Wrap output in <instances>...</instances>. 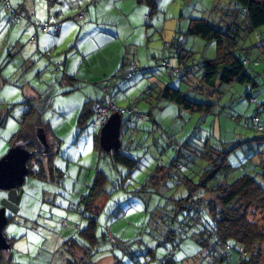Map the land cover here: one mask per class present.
<instances>
[{"label":"rangeland","instance_id":"1","mask_svg":"<svg viewBox=\"0 0 264 264\" xmlns=\"http://www.w3.org/2000/svg\"><path fill=\"white\" fill-rule=\"evenodd\" d=\"M91 1L93 6L85 12V18L78 20V15L88 10L90 0H11L19 10L27 4L38 8L44 17L51 13L49 17L57 20L56 24H64L63 31L57 35L49 31L50 28L38 32L40 36H47L48 48L52 49L50 57H59L62 65L69 59L71 73L68 72V76L75 79L72 85L59 79L63 72L57 75L48 68L47 53L44 55L42 48L38 52L37 42L30 41L31 34L22 31L23 24H9L8 12L0 3V158L15 142L22 140L36 153L28 163L31 173L25 184L0 190V209H6L8 218L4 235L11 243L9 252L0 253V264H71V261L79 264L71 257L66 263L59 255L52 259L54 251L49 248L58 238L85 237L90 217L98 220L95 233L100 240L101 255L114 251L120 264H162L157 256L147 258L148 249L156 248L159 257L164 253L155 226L170 223L168 213H161L172 209V199L184 196L187 190L171 178L164 185L151 181L160 161L167 166L177 157L171 142L188 141L191 147L202 151L206 150L207 141L217 149L236 147L228 156V182L250 172L264 157V140H256L259 136L253 130L242 128L230 118H250L260 110L264 119V27L249 33L241 31L234 46L237 55L258 59L260 65L253 74L255 86L235 83L223 85L216 92L211 87H199L206 84L201 80L203 71L198 66L189 75L171 76L156 62L165 59L178 66V52L187 53L179 46L191 52L188 61L216 58V43L189 35L188 28L191 20L198 18L207 19L222 31L232 22L242 25L244 21L234 0H154L150 5H143L146 15L143 20L135 14L137 0L121 2L125 16L109 11L113 14L110 16L101 8V3L95 6ZM116 9L120 11V7ZM46 22L49 23V19L36 23ZM58 40L59 46L54 49ZM128 51H136V54L133 56ZM30 59L31 65L23 63ZM132 59L139 61L142 70L132 80H126L120 73L119 84L125 88L117 89L115 95L127 92L125 97L128 98L121 100L124 107L136 101L140 112L153 109L156 115L152 120L123 117L130 127L127 153L137 160L135 169L115 164L110 155L101 151L99 130L91 123L79 126L78 133L73 131L78 126L86 97H92L95 90L101 88L96 84L98 79H102L103 85L107 84V78L118 70L121 61L130 66ZM154 82L159 84L154 85ZM167 85L180 88L195 101L212 103L211 113L193 114L168 101L156 102L160 87ZM146 87L151 90L155 87L147 100L140 98ZM246 93L257 97V103H250ZM39 128H45L48 134L51 128L56 130L61 140L67 137V141L59 142L56 148L47 138L53 147L54 171L50 170L44 146L38 139ZM244 136L251 141L241 139ZM193 152L186 149L182 152L181 173L196 181L208 164ZM97 171L104 173L108 180L104 194L97 200L98 211H87L83 197L91 192ZM248 217L257 221L264 233V213L254 208L249 210ZM183 218L181 214L180 220ZM106 227L119 239L117 244H111L104 237ZM180 245L172 264H184V258L202 254L190 238L183 239ZM40 249L43 252L39 258ZM260 251L261 264H264V243Z\"/></svg>","mask_w":264,"mask_h":264},{"label":"trees","instance_id":"2","mask_svg":"<svg viewBox=\"0 0 264 264\" xmlns=\"http://www.w3.org/2000/svg\"><path fill=\"white\" fill-rule=\"evenodd\" d=\"M9 2L12 5L11 0H9ZM93 2L94 4H97L98 0H93ZM147 2L150 5L154 3V0H147ZM234 2L236 8L241 13L242 20L244 21L242 25L232 22L226 31H222L209 23L207 19L198 18L192 19L188 28L189 35L197 36L208 43H216V58H205V60L201 62H197L195 59L188 61L191 52L179 46L182 51H186L187 53L184 54L178 52L180 53L178 59L181 60L178 66L171 65L165 59H162L159 62L157 61L156 65L165 67L171 76H177L180 73L189 75L193 72L195 67L198 66L203 71L201 80L206 84L199 87H206L208 89L211 87L210 89L216 92H219V89L223 85L230 86L235 83H253L252 85L255 86L253 74L255 73L256 66L260 65L258 59L237 55L234 46L240 37L241 31L249 33L264 27V0H234ZM0 3H2V0H0ZM2 6L4 5L2 4ZM14 9L19 10L15 7ZM86 11L87 10L81 13H84L86 16ZM26 14L31 17V21H23H26L27 24L34 25L37 27L38 31H41L43 23L38 24L34 22L33 16L27 12ZM233 28L235 29L233 30ZM37 39L38 36L35 35L31 37L30 41H37ZM250 50L251 48L248 49L249 52ZM246 61L247 63H245ZM162 62L167 63V65L164 66L161 64ZM129 63H131V68L123 72V77L126 80L134 79L137 72L142 70L139 61L132 59ZM174 67H181L180 71L175 75L169 70V68ZM129 75L130 77H128ZM186 78L191 77L186 76ZM107 79L108 83L105 87V92L108 91V84H111L113 78L111 77ZM152 90L150 87H146L142 93L144 94L143 96L152 94ZM246 97L249 99L250 103H257L258 101L257 97H253L250 93H246ZM159 98L174 103L181 109L193 114L211 113L213 106L212 103L195 101L194 99L189 98L185 91L171 85L161 88L159 91ZM109 102H112L119 111L121 109L131 110L137 108L136 104H130L126 107L118 106L113 102L111 96L108 101L98 103L108 104ZM94 103L90 104L87 102L80 115L78 127L85 126L89 119H92V107ZM141 113L148 117L139 118L137 115L125 112L122 114V119L126 115L134 116L138 120L151 119L150 113ZM256 117H258V121L254 120ZM230 118L232 121H235L242 126V128L253 130L259 136L255 138L256 140H264V119L261 116L260 110L250 118L242 119L239 116H230ZM1 121L2 119L0 118V122ZM128 127L127 123L122 120L121 141H123L125 133L128 131ZM241 139L246 140L247 142L251 141L247 136H244ZM171 143L174 146L173 149L175 150L177 157L167 166H164L163 161H160L158 163L159 169H157L155 175L151 177V181L153 184L158 183L164 185V183L171 178L176 181V185L185 186L187 190L185 191L186 193L184 196L172 199L171 202L174 205L172 209L161 213V215L163 213H168L167 218H170L168 219L170 223L166 224L164 222L155 226L156 234L160 237L159 245L162 246L164 253L159 257L156 248L154 250L148 249L149 257L147 258L156 259L157 256L159 262L162 264H172L176 261L175 254L180 250L181 241L190 238L200 247V253L204 252L207 254L204 255V259L206 258L212 264L215 262L229 264H261L263 254L260 250L261 245L264 243V233L262 229L258 227L257 221L249 219L248 214L249 210L254 208L255 210H259V212L264 213V157H262L260 163L256 165L257 167H252L250 172L243 174L232 182H228L227 173L230 169L228 156L234 149H236V147H233L230 150L217 149L212 147L209 144V141H207L204 145L206 150L202 151L191 147L188 141L184 144H179L176 141ZM49 145L51 147L50 152H44L46 153L47 164L49 165L50 170L54 171L56 168L53 161V147L51 144ZM98 146L102 152L110 155L115 164H121L129 169H135L137 167V160L127 153L126 147L121 146L119 151L106 152L100 145L99 136ZM184 149L187 151H194L193 153H197L208 164L202 174L199 173L198 176L197 173L198 181H195V179L193 180L190 176L182 175L181 173L183 164L181 163L180 158H182V152ZM35 155L36 154L34 153L33 157ZM29 173H31V169ZM107 180L108 178L104 173L97 171L91 192L88 196L83 197L86 204L85 210L98 211L99 204L97 203V200L104 194L103 188ZM158 214L159 212L157 213V216ZM181 214L184 215L182 221L180 220ZM160 218L164 219L163 216H160ZM174 224H177L176 227ZM97 225L98 220L90 217L88 229H85L86 231L84 232L85 237H80L79 239L81 241L74 240L75 245L79 246L85 254H87L89 262L100 245V240L96 237L95 233ZM110 235L115 238V241H112ZM104 237L111 244H117L119 242V239L112 233V231H110L109 227H106ZM92 250L93 252L91 253ZM42 252V249H40L39 258ZM56 255H58V253L54 251L52 259L55 258L54 256ZM208 261H206V264H209ZM200 262L205 264V260ZM72 263L73 262L71 261V264ZM85 264L89 263L87 262ZM116 264H120L119 261H117Z\"/></svg>","mask_w":264,"mask_h":264},{"label":"crops","instance_id":"3","mask_svg":"<svg viewBox=\"0 0 264 264\" xmlns=\"http://www.w3.org/2000/svg\"><path fill=\"white\" fill-rule=\"evenodd\" d=\"M123 1L124 0H98L97 4L96 3L94 4V2H93V4L95 6H97V5H99L101 3V8H103L105 11H108V12L109 11H115V12L117 11V13H120L121 15H124L125 16V14H126L125 13V9L123 7L121 8V2H123ZM134 1L135 0H132V2H134ZM137 1H138V4H137L138 5V8H137V6L135 7V8H137V13H135V14L137 15V17H140L138 19L143 20L144 17L146 16V15H144L143 5L144 4H148V2H147V0H137ZM91 2L92 1L90 0V2L88 4V7H87L88 8V10H87L88 12L90 10V7L93 6L92 4H90ZM110 2L111 3L113 2V4H111ZM139 3H141L140 6H139ZM24 7L26 8V9L24 8V10L28 14H30L31 16H33V19L36 22H43L45 20V18L49 19V23L50 24H53L55 22H58L57 20L54 21L51 17H49V14H51V13L48 14V17H44V16H42V13H41V11L38 8H35L33 6L28 7L27 4H25ZM119 7H120V11L116 9V8H119ZM3 8H1V9H3ZM109 15L110 16H113V14L110 13V12H109ZM19 24L20 25L23 24L25 26V28H23L22 31H24L25 33H28L29 32V34H31L30 35V38L32 36H34L33 35L34 33H36L35 35L38 36V39L36 41L37 42V50H38V52H40L39 50H40V48H42V50L45 51V53H43V54L45 55L47 53L45 56H47L49 58V60H50V62H49L50 65L48 66V68L52 69V71H54V73H56L57 75H59V73L63 72L64 75L61 76V78H59V79L61 81H64L65 80L68 85L71 84V81H75V79L70 78L68 76V72H69V74L71 73L70 70H69V67H68L69 59L65 60L64 65H62L63 63H61L62 61H61V59L59 57H57V58L56 57H54V58L50 57V55L52 53V49L51 48H48L49 46L47 44V36L46 35H41L40 36V32H38L37 27H35L34 25L27 24L26 21L25 22L24 21L23 22H20ZM59 24L61 25L60 32H62L63 31V28H64L63 27L64 24H61V23H59ZM139 25L140 24L138 23L137 26H139ZM49 31H51L52 33H54L51 28L49 29ZM146 33L147 32L145 31V34ZM59 42H60V40H58L57 43L55 42V46L53 47L54 49H56L59 46ZM48 52H49V54H48ZM130 52H133V51H128V54H132L133 56H134V54H136V51H135V53H130ZM31 61H32V59H30L28 61L24 60L23 63H27V64L31 65ZM180 62H181V60L178 59V64H180ZM130 68H131L130 66H127L125 63H123L121 61V65L119 66L118 70H116V72L119 71V73L116 74V72H115L112 75V77H115L117 79L113 78L111 84L110 85L108 84V91L107 92H105V87L107 86V84L103 85L102 79H98V82H96V84L100 85L101 88L100 89L98 88V90H95V94H92V97H86L85 103H84V106H83V109L85 108L87 102H89L90 104H92L94 102H105V101H108L109 100L110 96L113 98V102L116 105L124 107L125 105L121 103V100H124V98H128L127 96L125 97V94L127 95V92L124 95H120V94L115 95V91L117 89L122 90L121 88H123V89L125 88L124 86H120V84H119V81H121V79H122V77L120 78L119 74L120 73H123V72H125L127 70H129ZM108 74H110V73H108ZM76 82H78V81H76ZM156 84L158 85L159 83L158 82H154V85H156ZM160 90H161V87H160ZM143 95L144 94H142L140 98L141 99L144 98V99L147 100L148 96H143ZM158 95H159V93H158ZM33 99H35V97H33ZM125 100H128V99H125ZM161 101H163V99H161V98H158V100H156V102H161ZM164 101H166V100H164ZM130 104H136V103L133 102V103H129V105ZM158 105H160V103H158ZM161 107L162 106H160L159 108H161ZM148 113H150V115H151V119L150 120H152L153 118L156 117L155 112H154L153 109H152V111L149 110ZM133 117L134 116H129L128 115V119L127 120H130ZM92 119H93V110H92ZM92 119L90 118L89 121H88V123H90L92 121ZM122 120H124V119H122ZM157 121L158 120L156 119L155 124H157ZM78 128H79L78 126L74 127L73 128V131L74 132L76 131L77 133L80 132ZM51 130H52L51 131V134H48L47 131L46 132H47V138L49 140L51 139L54 148H56V146H59V145H57L59 142H62V141L64 142V140H65V142L67 141V137H65V138H63L61 140L59 138L60 135L58 134V132L56 130L52 129V128H51ZM127 130L130 131V127H128ZM128 131H126L125 137L123 138L122 145H121V146H124L126 148H128V145H130L129 143L131 142L130 132L128 133ZM127 133L130 136L128 138H127ZM99 135H100V133H99ZM70 138H72V135L70 136ZM57 162H58V160H57ZM56 238H58V237H56ZM74 240L81 241L80 239H76V238H69L67 240H65L63 238H58L57 240L54 241L53 244H51V246H50L51 248H49V249H51V252L52 251H55L56 253H58V255L60 256L59 258H61V260L63 262L65 260V263H66V260L69 259V257L73 258L74 261L76 260V261L80 262L79 264H85L87 262L89 264H116L117 263V260H119L118 257H117V255H116V252L112 251L111 253H107V254H105V256H103V253L101 255V250H99V248H98L97 252L95 253V255L93 256V258L89 262V259L87 257V254H85V252L79 246L75 245ZM92 252H93V250L91 251V253ZM100 255H101V257H99ZM204 255H207V254L206 253H202V255L195 256V257H192V258L190 256L189 257H186L187 259L184 258L183 259V263L184 264H203L200 261L205 260L204 263L206 264V261H208V260L206 258L204 259Z\"/></svg>","mask_w":264,"mask_h":264},{"label":"water","instance_id":"4","mask_svg":"<svg viewBox=\"0 0 264 264\" xmlns=\"http://www.w3.org/2000/svg\"><path fill=\"white\" fill-rule=\"evenodd\" d=\"M37 136L45 148L50 152L45 128H39ZM122 115L115 112L111 115L107 124L102 128L99 141L102 149L106 152L119 151L122 145ZM34 152L30 150L26 141L15 142L10 150L0 158V190H11L23 186L30 172L29 161ZM8 223L6 209H0V251L9 252L11 243L4 235V228Z\"/></svg>","mask_w":264,"mask_h":264},{"label":"built area","instance_id":"5","mask_svg":"<svg viewBox=\"0 0 264 264\" xmlns=\"http://www.w3.org/2000/svg\"><path fill=\"white\" fill-rule=\"evenodd\" d=\"M2 4L4 5L3 6L4 9L8 12L7 14L8 22L10 25L18 24L23 20L31 21V17L27 15L24 10L14 9V7L10 4L9 0H2ZM84 18H85L84 13H80L77 17L78 20H83ZM41 28L42 30L51 28L55 34H58L60 32L61 25L60 24L50 25L49 23H44L41 26ZM245 63H247V61ZM161 64H163L164 66L167 65V63L165 62H162ZM180 69L181 67L169 68L170 72L174 75L177 74L180 71ZM128 77H130V75ZM92 110H93V119H92L91 124L99 130V133L101 132L102 128L107 124L111 115L115 112H119L121 115L125 112H128L132 115H137L139 118L148 117L147 115L139 112L138 108H133L131 110L121 109L119 111L118 108L112 102L108 104H102V103L96 102L93 104ZM254 120L258 121V117L254 118ZM110 238L112 239V241H115V238L112 235H110Z\"/></svg>","mask_w":264,"mask_h":264},{"label":"flooded vegetation","instance_id":"6","mask_svg":"<svg viewBox=\"0 0 264 264\" xmlns=\"http://www.w3.org/2000/svg\"><path fill=\"white\" fill-rule=\"evenodd\" d=\"M30 148V147H29ZM44 151H45V148H44ZM34 152V151H33ZM35 153V152H34ZM36 154V153H35ZM2 251H0V253H1ZM2 257V255H0V258Z\"/></svg>","mask_w":264,"mask_h":264}]
</instances>
